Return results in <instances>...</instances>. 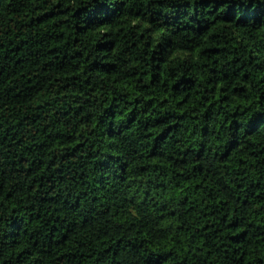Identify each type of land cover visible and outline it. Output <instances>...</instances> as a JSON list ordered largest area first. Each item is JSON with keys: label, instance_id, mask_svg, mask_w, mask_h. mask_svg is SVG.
Returning <instances> with one entry per match:
<instances>
[{"label": "trees", "instance_id": "trees-1", "mask_svg": "<svg viewBox=\"0 0 264 264\" xmlns=\"http://www.w3.org/2000/svg\"><path fill=\"white\" fill-rule=\"evenodd\" d=\"M0 264H264V0H0Z\"/></svg>", "mask_w": 264, "mask_h": 264}]
</instances>
